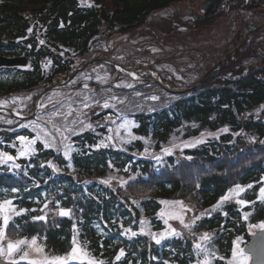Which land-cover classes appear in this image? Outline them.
<instances>
[{
  "label": "trees",
  "instance_id": "obj_1",
  "mask_svg": "<svg viewBox=\"0 0 264 264\" xmlns=\"http://www.w3.org/2000/svg\"><path fill=\"white\" fill-rule=\"evenodd\" d=\"M36 1L44 4L29 12L0 2V55L29 58L28 67L0 68V99L20 92L39 94L70 75L77 63L102 56L94 54L102 38L128 33L152 13L192 0ZM230 2L210 0L195 23L212 25ZM237 2L240 13H264V0ZM242 21L245 28L252 25ZM254 43H245L200 88L161 109L133 115L135 124L125 141L113 137L104 123L106 116L116 114L109 109L92 114L90 124L68 133L66 140L50 146L37 141L29 156L19 157L20 138L34 137L29 122L0 123V153L19 157L15 164L0 166L7 229L20 240L39 239L48 259L66 257L75 239L97 264H227L237 242L246 244L250 228L264 222V58L260 68L243 65L254 55ZM216 54L209 56H223ZM229 67L239 76L222 74ZM224 128L228 131L215 140L185 149L188 158L180 163L169 157L160 170L157 159L147 158L171 142ZM121 180H127L125 187L116 184ZM235 186L244 189L239 199L245 206L221 201ZM173 196L191 197L196 210L205 213L186 232L156 240L164 229L157 217L160 200ZM58 210L70 216L56 217ZM205 233L209 238L199 248L196 242Z\"/></svg>",
  "mask_w": 264,
  "mask_h": 264
},
{
  "label": "rangeland",
  "instance_id": "obj_2",
  "mask_svg": "<svg viewBox=\"0 0 264 264\" xmlns=\"http://www.w3.org/2000/svg\"><path fill=\"white\" fill-rule=\"evenodd\" d=\"M80 1L82 5L91 4L90 0ZM0 2L13 3L26 12L39 8L44 4L43 1L36 0H23L21 2L0 0ZM209 3L210 0L173 3L167 8L152 13L140 27L128 33L114 34L111 38L99 40L95 44L94 54L96 51L101 52L103 55L100 57L92 56V58L108 57L112 61L126 65L132 70H141L142 76H136L137 79H133L117 70L111 64L103 62H97L86 70L80 71L65 87L56 89L43 97L34 117L26 120L29 122V128L32 129L34 137L25 138L23 142L20 140V146L17 149L23 151L25 148H29L32 151L34 143L30 144V141H35V143L43 141L46 144H56L61 140L64 141L67 139L68 133L80 131L89 125V118L92 114H102L109 109L116 112V114L106 116L104 123L109 127L113 137L119 138L120 141L128 140L129 131L135 124V120L132 118L133 115L161 109L175 101L177 96H182L165 91L157 83L143 79V76H152L157 73L160 79L175 89L194 86L207 72L210 71L209 74L215 72L228 59L234 57L236 53L222 64L217 65L229 50H233L246 30L242 20L251 22L252 25L250 27L258 26L264 21V13L247 10L240 13L236 7L238 4L237 0H231L230 3L223 6L226 8L225 14L212 25L198 27L195 19L199 13L205 11ZM262 30H264V27L256 32ZM256 32H252L243 43L244 45L254 40V45H257V49L253 51L254 55L248 57L243 65L257 69L262 66L261 60L264 58V32L254 38L252 34ZM243 45L238 49L239 51ZM213 51L217 53L216 55H223L221 59L215 58L213 60L209 56ZM82 64L83 62L74 65L75 69ZM222 72L227 77L235 78L239 76L237 75L238 72L234 71L233 68L230 69V67ZM222 74L221 77L223 76ZM67 77H61L58 82L64 81ZM37 94L38 92H20L5 96L0 99V107L9 108L21 115L29 116L33 113V104ZM152 97H157V99H152ZM105 104L108 106L105 107ZM16 119L0 112V123L12 125ZM222 133L225 132L222 130L220 132H204L193 139L175 144L171 142L159 152L148 154L147 158L157 159L158 162L155 166H159L160 170H162L164 165L169 164V157L175 158V161L180 163L188 158L184 154L185 149L213 141ZM31 151H29L28 155L23 156L19 152V157H27L31 154ZM11 157L14 159L7 160L6 157H1L4 162H1L0 166L15 164L19 158L18 156ZM111 182L112 179H109L108 183ZM126 182L127 180L124 182L121 180L116 182V184L120 183L125 187ZM239 188L242 190H238L237 186L232 188L227 194L229 199L223 202H235L239 207L245 206L246 203L242 204L239 202L241 201L239 196L244 190L240 186ZM191 199V197L184 199L173 196L160 200L161 209L157 217L164 225V229L157 235L156 240H163L170 235L186 232L193 226L190 223L198 219L199 216L200 218L203 216L205 212L202 210L197 211L192 201H190ZM162 201H167L168 203H162ZM8 212V208L5 207L1 210V216H5ZM43 216L45 217V213ZM55 216L70 215H62L61 210H58ZM2 229L3 236L0 237V249H3V254L0 255L4 260L15 264H31L32 261H37L38 264H65L64 261H58L55 257L48 259L43 252L39 239H35L34 245L32 240L27 244L20 245L9 255L8 243H14L20 239L13 236L12 231L8 230L4 223ZM262 230L264 229L252 227L250 228V234L252 235ZM201 242V238L196 242L199 248H201ZM74 247L77 248L76 255L80 259H68L66 264H97L89 256L88 252L81 247V244L77 243L76 245L75 242ZM244 247L245 243L239 240L233 252L239 253L240 249L244 251ZM37 249H40V251H37ZM25 251L28 252V257L21 260L20 257L23 256ZM233 252L227 264H239L241 258L234 256ZM244 255L248 257L246 264H251L250 255L245 251Z\"/></svg>",
  "mask_w": 264,
  "mask_h": 264
},
{
  "label": "water",
  "instance_id": "obj_3",
  "mask_svg": "<svg viewBox=\"0 0 264 264\" xmlns=\"http://www.w3.org/2000/svg\"><path fill=\"white\" fill-rule=\"evenodd\" d=\"M263 27H264V21H262L260 24H258V26L248 28L244 32V34L241 36L239 42L233 48V50H229L225 54V56L218 62L217 65L222 64L231 55H233L235 52H237L238 49L247 40L248 36L252 32L259 31ZM28 62H29V60H28V58L26 56L8 57V56L0 55V68L1 67H27L28 66ZM97 62H105V63L112 64L119 71H121L123 74L128 75V76H130L133 79H137L136 76H142L141 70H137V69L132 70V69H129V68H126V67H122V66L117 65V64H115L114 62H112V61H110L108 59L93 58V59H91L89 61L84 62L82 66H79L78 68H76V70L70 76H68L64 81L58 82V83L50 86L49 88L45 89L44 91H42L35 99L34 110H33V113L30 116L21 115L17 111L9 109V108H5V107H0V112L9 114L10 116H13V117H15L17 119H20V120H30V119H32L34 117L35 113L37 112L38 106H39V104H40V102H41V100L43 99L44 96H46L47 94H49L50 92H52V91H54L56 89H60L62 87H65L68 84V82L70 80H72L80 71H83V70L87 69L89 66H91V65H93V64H95ZM209 73H210V71L207 72L206 75H208ZM206 75L203 76L201 78V80L198 81L194 86H191V87H188V88H183V89L171 88L162 79H160L156 75L143 76L142 78L145 79V80H150V81H153V82L157 83L161 88H163L165 91H167L169 93H172V94H175V95H182V94H186V93L196 89L197 87H199L201 85L203 79L206 77ZM244 251L247 254L250 255L251 264H264V230L258 231L257 233H255V235H253L251 237L249 243L245 246ZM0 264H14V263L4 260L2 258V256L0 255Z\"/></svg>",
  "mask_w": 264,
  "mask_h": 264
},
{
  "label": "snow or ice",
  "instance_id": "obj_4",
  "mask_svg": "<svg viewBox=\"0 0 264 264\" xmlns=\"http://www.w3.org/2000/svg\"><path fill=\"white\" fill-rule=\"evenodd\" d=\"M152 99H157V97H152ZM107 106H108V105L105 104V107H107ZM222 131L227 132L228 129H227V128H224V129H222ZM20 140L23 142V141L25 140V138H24V137H21ZM29 143H30V144H31V143H35V141H30ZM46 146H50V145H47V144H46ZM105 146H106V145H105ZM96 147H100V145H97ZM29 151H31V149H29V148H25V150H23V151L20 152V155H22V156H23V155H28V154H29ZM65 155H68V153L65 152ZM0 157H6L7 160H12V159H14L13 157L8 156L7 153H0ZM0 162H4V161H3V160H0ZM16 167H19V165H16ZM108 182H109V181H107V180L104 181V183H108ZM237 189H238V190H242V189L239 188V186H237ZM230 191H231V190H230ZM261 193H264V188L261 189ZM227 199H229V196H228V195H225V196L221 197V201H224V200H227ZM239 202L242 203V204L245 203V201H239ZM10 203H11V201H4V204H10ZM162 203H168V202H167V201H162ZM214 207H219V202H218V204H217L216 206H214ZM2 208H3V205H0V209H2ZM21 211H24V210H21ZM61 214H62V215H68L69 213H68L67 211H65V210H61ZM8 219H9V218H8L7 216L4 217V223H5V225L7 224ZM35 219H44V217H36ZM245 219H247V214L245 215ZM253 227H259V228H261V229H264V222H262V223L259 224V225H254ZM133 235H135V233H133ZM254 235H255V234H254ZM2 236H3V229L0 228V237H2ZM208 238H209V237H208V234H207V233L203 234V236L201 237V239H208ZM238 239H239V238H238ZM35 242H36V241H35V237H33V239H32V244L34 245ZM157 242H159V241H157ZM27 243H28V241H27L26 239L17 240V241H15L14 243H13V242H9L8 245H7L8 254L11 255V253H12L15 249H17L20 245H24V244H27ZM73 244H75V239L73 240ZM37 251H40V249H37ZM76 252H77V248H76V247H73L72 252H71V254H70L68 257H56L55 259L58 260V261H64L65 264H66V261H67L68 259H70V260H77V259H80V257H78V256L76 255ZM0 254H3V249H0ZM121 255H123V252H121ZM233 255H234V256H239V257L241 258V259L239 260V264H246V261H247L248 257L244 255V251H243V249H240V250H239V253H237L236 251H234V252H233ZM27 257H28V252L25 251L24 254H23V256L20 257V259H21V260H24V259H26ZM117 259H119V257H117ZM31 264H38V262H37V261H32ZM204 264H208V262L205 261Z\"/></svg>",
  "mask_w": 264,
  "mask_h": 264
},
{
  "label": "bare ground",
  "instance_id": "obj_5",
  "mask_svg": "<svg viewBox=\"0 0 264 264\" xmlns=\"http://www.w3.org/2000/svg\"><path fill=\"white\" fill-rule=\"evenodd\" d=\"M154 75H156L157 77H159V75L157 73H154Z\"/></svg>",
  "mask_w": 264,
  "mask_h": 264
}]
</instances>
